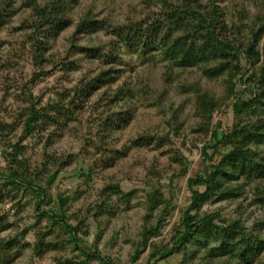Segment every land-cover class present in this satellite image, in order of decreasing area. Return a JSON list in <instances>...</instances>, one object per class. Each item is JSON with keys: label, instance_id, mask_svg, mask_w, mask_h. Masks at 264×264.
Wrapping results in <instances>:
<instances>
[{"label": "rangeland", "instance_id": "1", "mask_svg": "<svg viewBox=\"0 0 264 264\" xmlns=\"http://www.w3.org/2000/svg\"><path fill=\"white\" fill-rule=\"evenodd\" d=\"M32 1L49 12L58 0H0V264H264V141L249 148L256 155L250 170L217 175L234 197L195 204L193 191L205 185L188 182L231 151L215 142V130L223 137L234 125H264V31L255 45L259 62L229 58V67L240 65L229 80L234 70L204 74L220 59L182 65L164 53L163 43L185 31L171 18L170 4L181 0H59L57 26L39 29ZM192 2L218 12L233 47L248 46L264 27V0ZM34 32L43 39L41 56ZM201 93L210 114L199 113ZM240 97L255 104L236 112ZM30 106L43 116L21 137ZM13 144L20 148L14 158ZM9 168L36 190L8 181ZM60 198H67L62 207ZM186 212L196 220L215 214L218 230H232L236 240L263 241L241 260L236 249L226 252L222 236L205 233L150 259L180 236Z\"/></svg>", "mask_w": 264, "mask_h": 264}, {"label": "trees", "instance_id": "2", "mask_svg": "<svg viewBox=\"0 0 264 264\" xmlns=\"http://www.w3.org/2000/svg\"><path fill=\"white\" fill-rule=\"evenodd\" d=\"M193 0H181L180 4L172 5L170 4L174 10L173 15L171 18L175 19L176 24L184 26L185 31L182 33L181 36L173 37L171 36V42L167 41L163 43V51L168 57L180 58V64L182 65H189L194 64L196 62L201 61H208V58L213 59H220L222 60L218 63L217 66L207 68L204 70L205 75H213L214 73L222 74L226 70L229 69L228 72L233 71L234 73L229 76V80L235 76L237 71H240L239 62L233 67H229L228 63L230 60L229 58H233L234 56H239L243 54L246 59L251 62L253 65L258 63L261 57V54L258 50L255 49V45L258 42L259 34H262L264 31V27L258 29V31L253 30V40L248 46L241 48L233 47L231 42L223 37V29H226L225 26L219 25V14L214 9L210 12V14L198 10L193 5ZM35 1L29 3L30 6L34 9V15L37 17L38 25H36V29L39 28H47V25L57 26L58 19L56 17L59 16L58 14H62L61 9V1H57L56 3L51 4L50 11L46 12L44 7L38 6ZM185 22V24H184ZM44 31V30H42ZM50 32V31H49ZM199 34V35H198ZM32 42H33V51L35 53H40L44 48L43 39L40 35L36 34L35 32L32 34ZM197 35V37H196ZM35 36V37H34ZM170 34L168 35V38ZM163 39H161V43ZM160 43V44H161ZM157 47L155 43L150 44L151 46ZM36 58V57H35ZM226 60V62H225ZM264 69V67H263ZM264 71V70H263ZM264 78V77H263ZM240 81L243 82V79L240 78ZM263 84H264V80ZM256 82L253 81V83ZM253 85V84H252ZM252 85H248V87H252ZM233 89V84H232ZM198 103L200 105L201 110H199L200 114H204L212 112L213 106H211V100L208 98L206 94H199ZM257 103V102H256ZM56 104V111L60 114H64L63 106ZM255 104L248 99H244L243 97L235 99L233 103V108L236 112H239L243 107H251ZM42 113L40 114L39 110L33 106H30L28 110V115L24 118V133L21 135L23 137L25 134L29 133L33 128L36 122L41 118ZM58 121V120H57ZM254 128H246L243 127L238 129L236 125L232 127V130L229 133L223 135V137L219 136L218 131L213 132V138L215 142L221 143L224 141L227 145H231V151L226 154L221 161L214 166L212 171L205 170L204 175H196L195 177H191L188 179L189 186L192 187L193 184H203L205 185V190L202 191H193L192 202L197 203L202 200H206L211 198L214 195H218V199H225L234 197L235 193L233 190H221L220 182L217 181V175L223 174L225 179L229 178L230 176H235L238 173L246 172L250 170V168L254 167L255 165V157L253 153L250 151V147L253 144H259L264 141V125L252 126ZM12 152L9 153L10 157L14 158L16 154H18L20 148L18 144L12 145ZM231 169V170H230ZM229 170L231 172H229ZM264 165L260 170V173H263ZM55 174V173H54ZM7 180L11 183H19V184H26L29 185L31 188H36L33 185L32 179H28V177L20 173L16 169L9 168L8 173L6 176ZM36 190V189H34ZM40 192L38 197L40 198L37 203V209L42 202H44L43 194L45 193L44 189L39 188ZM67 202V198L63 199L60 198L61 207ZM56 216L57 215H54ZM216 215H207L206 217L196 220L194 216L190 215L189 212H186L183 216V220L181 222L182 231L178 238L174 239L173 244L170 247H166L165 249L156 248L151 254V258H156L158 254L162 257L169 256L176 252L179 249L180 245H184L187 241L194 239L196 237L201 236V234L205 233H213L215 238L218 236H222L221 239L223 240L222 245L223 248H226V252H232V250L236 249V252L241 260L248 258L252 255L259 246V243L263 240L259 239L258 237L252 238L247 236H240L238 240H236L237 235L233 233L232 230L223 229L218 230L219 226H215L213 220ZM60 220L63 221L64 226H66L71 234V237L74 241H77L78 238L76 236V228L69 225L66 221L64 214H61L58 217ZM218 235V236H217ZM147 238L143 241L146 245ZM238 246V249L236 248ZM92 254H88L87 257L91 256ZM106 264H112L108 262L106 259L101 258Z\"/></svg>", "mask_w": 264, "mask_h": 264}]
</instances>
